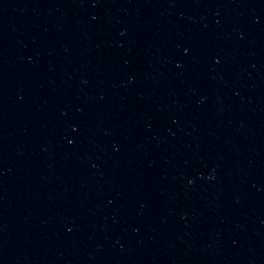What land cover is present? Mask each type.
I'll return each instance as SVG.
<instances>
[{
  "label": "water",
  "instance_id": "95a60500",
  "mask_svg": "<svg viewBox=\"0 0 264 264\" xmlns=\"http://www.w3.org/2000/svg\"><path fill=\"white\" fill-rule=\"evenodd\" d=\"M0 264H184L61 0H0Z\"/></svg>",
  "mask_w": 264,
  "mask_h": 264
}]
</instances>
